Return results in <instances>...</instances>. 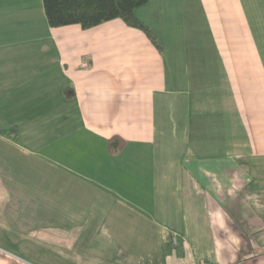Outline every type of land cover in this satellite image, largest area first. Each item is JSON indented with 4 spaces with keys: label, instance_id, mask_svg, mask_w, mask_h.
Instances as JSON below:
<instances>
[{
    "label": "crops",
    "instance_id": "obj_1",
    "mask_svg": "<svg viewBox=\"0 0 264 264\" xmlns=\"http://www.w3.org/2000/svg\"><path fill=\"white\" fill-rule=\"evenodd\" d=\"M136 14L0 0V264H264V0Z\"/></svg>",
    "mask_w": 264,
    "mask_h": 264
},
{
    "label": "trees",
    "instance_id": "obj_2",
    "mask_svg": "<svg viewBox=\"0 0 264 264\" xmlns=\"http://www.w3.org/2000/svg\"><path fill=\"white\" fill-rule=\"evenodd\" d=\"M51 26L79 24L87 29L105 21L120 18L126 24L143 30L158 48L162 45L148 24L136 14V8L148 0H43Z\"/></svg>",
    "mask_w": 264,
    "mask_h": 264
}]
</instances>
